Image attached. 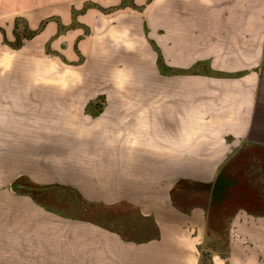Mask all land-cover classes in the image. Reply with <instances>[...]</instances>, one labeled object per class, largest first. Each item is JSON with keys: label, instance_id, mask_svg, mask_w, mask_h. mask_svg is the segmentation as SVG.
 <instances>
[{"label": "crops", "instance_id": "1", "mask_svg": "<svg viewBox=\"0 0 264 264\" xmlns=\"http://www.w3.org/2000/svg\"><path fill=\"white\" fill-rule=\"evenodd\" d=\"M119 2L87 7V34L60 31L70 0L37 2L33 26L46 11L62 21L0 45V264H200L205 203L179 196L264 147V0L100 9ZM48 42L66 59L77 43L84 63ZM53 184L84 215L48 202ZM228 229L213 264H264L263 210L239 206Z\"/></svg>", "mask_w": 264, "mask_h": 264}, {"label": "rangeland", "instance_id": "2", "mask_svg": "<svg viewBox=\"0 0 264 264\" xmlns=\"http://www.w3.org/2000/svg\"><path fill=\"white\" fill-rule=\"evenodd\" d=\"M54 1L56 0H0V45L22 49L24 39L34 36L48 24H54L55 21L61 22L60 15L51 11H46L34 26L28 21L26 11L34 8V4L37 2L50 4ZM70 1V19L62 26L59 25L60 31L62 30L65 34L74 33L80 23L84 24L81 17L87 7L95 6L101 0ZM150 1L120 0L119 3L111 6L101 5L100 9L103 11L136 9L143 12ZM84 26L83 32L87 34L88 28L85 24ZM57 33L51 34L50 38H53ZM77 36L78 41L83 36L82 31ZM76 44H74L76 52L74 59H66L67 56L58 48H53L50 42L46 44L47 53L50 55L59 54L67 64L81 65L80 63L85 61V56ZM260 176L264 178V147L245 145L237 150L227 165L221 169L214 183L203 185V195L198 193L200 190H198L197 185L186 184L188 187L187 194L179 196L180 203L190 207L192 204L203 202L206 207L205 221L208 228V238L205 242L200 264H213L210 259L212 249H219L222 253L227 250L228 227L232 215L239 206L247 207L250 210L264 211L262 200L257 198L258 193L262 192L261 187L264 193V182L260 183L258 179ZM28 185L33 186L32 184ZM45 195L46 200L51 204L52 202L58 203L57 206L59 207L57 208L62 213L84 215L83 200L71 199L67 186L53 184L45 191Z\"/></svg>", "mask_w": 264, "mask_h": 264}]
</instances>
